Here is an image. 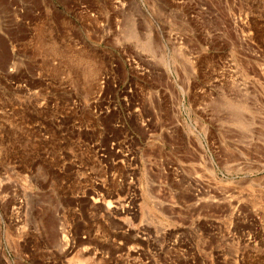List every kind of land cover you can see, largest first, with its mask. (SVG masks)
Here are the masks:
<instances>
[{
	"label": "rangeland",
	"instance_id": "374dc122",
	"mask_svg": "<svg viewBox=\"0 0 264 264\" xmlns=\"http://www.w3.org/2000/svg\"><path fill=\"white\" fill-rule=\"evenodd\" d=\"M0 264H264V0H0Z\"/></svg>",
	"mask_w": 264,
	"mask_h": 264
},
{
	"label": "bare ground",
	"instance_id": "6f19581e",
	"mask_svg": "<svg viewBox=\"0 0 264 264\" xmlns=\"http://www.w3.org/2000/svg\"><path fill=\"white\" fill-rule=\"evenodd\" d=\"M242 102V101H241ZM236 103V102H235ZM233 104V103H232ZM240 105V104H239ZM228 106H229V108H231V112H230V114L233 116V118H235V119H237L238 118V120H239V118L241 119V118H244V120H245V118L247 117H245V111H243L240 107H236V106H231L230 104H228ZM241 106H243V105H241ZM228 108V107H227ZM228 108V109H229ZM230 110V109H229ZM245 110V109H244ZM246 113H248V112H246ZM231 115H230V117H231ZM246 115H248V114H246ZM249 116H252V115H249ZM232 118V119H233ZM244 120L242 121V122H244ZM240 121V120H239ZM246 121L247 122H249V124L250 125H253L254 124V122H255V120H254V118L252 117V118H248L247 117V119H246ZM254 127V126H253ZM240 130V132L242 133V134H245V132H246V130L245 129H239ZM251 130V129H250ZM239 132V131H238ZM246 133H248V131L246 132ZM241 134V135H242ZM250 134V133H249ZM246 135H248V134H246ZM246 135H245V137H246ZM241 137H243V136H241ZM243 139V138H242Z\"/></svg>",
	"mask_w": 264,
	"mask_h": 264
}]
</instances>
